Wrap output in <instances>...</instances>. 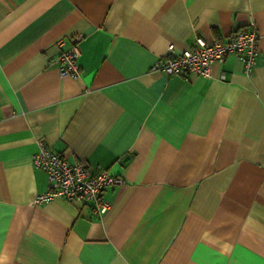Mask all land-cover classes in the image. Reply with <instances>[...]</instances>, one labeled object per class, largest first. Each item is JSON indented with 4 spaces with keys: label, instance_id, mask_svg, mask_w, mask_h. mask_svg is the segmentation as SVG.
<instances>
[{
    "label": "crops",
    "instance_id": "obj_1",
    "mask_svg": "<svg viewBox=\"0 0 264 264\" xmlns=\"http://www.w3.org/2000/svg\"><path fill=\"white\" fill-rule=\"evenodd\" d=\"M250 20L249 74L235 55L211 79L150 70ZM77 34L79 76L60 77ZM38 140L123 178L103 216L34 201ZM0 264H264V0H0Z\"/></svg>",
    "mask_w": 264,
    "mask_h": 264
},
{
    "label": "built area",
    "instance_id": "obj_2",
    "mask_svg": "<svg viewBox=\"0 0 264 264\" xmlns=\"http://www.w3.org/2000/svg\"><path fill=\"white\" fill-rule=\"evenodd\" d=\"M254 27V22L250 20L247 27L235 31L223 41L208 42L196 37L189 47L178 53H174L170 44L150 70L184 79L194 75L211 79L213 65L221 63L228 55H235L240 58L244 72L249 74L259 57ZM82 39L83 36L77 34L67 41L58 42L60 51L51 63L56 64L60 77L75 79L79 76V44ZM218 79L224 80L225 75L221 73ZM37 146L31 156V164L46 174L48 186L46 192L35 197L36 203L57 197L88 206L97 216H103L108 211L110 206L103 199V194L109 187L122 185V177L112 175L106 169L94 170L83 162L71 164L61 154L51 152L43 140H38Z\"/></svg>",
    "mask_w": 264,
    "mask_h": 264
}]
</instances>
